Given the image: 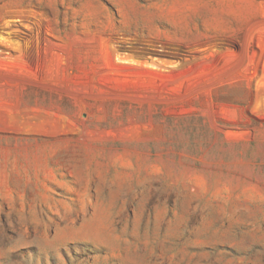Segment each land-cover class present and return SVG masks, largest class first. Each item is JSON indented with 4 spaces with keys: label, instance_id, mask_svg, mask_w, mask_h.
<instances>
[{
    "label": "rangeland",
    "instance_id": "rangeland-1",
    "mask_svg": "<svg viewBox=\"0 0 264 264\" xmlns=\"http://www.w3.org/2000/svg\"><path fill=\"white\" fill-rule=\"evenodd\" d=\"M0 264H264V0H0Z\"/></svg>",
    "mask_w": 264,
    "mask_h": 264
},
{
    "label": "bare ground",
    "instance_id": "bare-ground-1",
    "mask_svg": "<svg viewBox=\"0 0 264 264\" xmlns=\"http://www.w3.org/2000/svg\"><path fill=\"white\" fill-rule=\"evenodd\" d=\"M98 224V223H97Z\"/></svg>",
    "mask_w": 264,
    "mask_h": 264
}]
</instances>
